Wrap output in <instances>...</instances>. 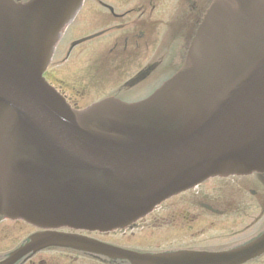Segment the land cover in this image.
Returning <instances> with one entry per match:
<instances>
[{
	"label": "water",
	"instance_id": "obj_1",
	"mask_svg": "<svg viewBox=\"0 0 264 264\" xmlns=\"http://www.w3.org/2000/svg\"><path fill=\"white\" fill-rule=\"evenodd\" d=\"M81 1L0 0V216L106 230L208 177L264 173V0H214L147 100L76 112L42 74Z\"/></svg>",
	"mask_w": 264,
	"mask_h": 264
},
{
	"label": "flooded vegetation",
	"instance_id": "obj_2",
	"mask_svg": "<svg viewBox=\"0 0 264 264\" xmlns=\"http://www.w3.org/2000/svg\"><path fill=\"white\" fill-rule=\"evenodd\" d=\"M207 6L208 0H85L74 20V39L61 42L55 55L64 54L59 73L66 78L56 81L52 72L48 77L73 107L81 108L91 96L144 99L177 70ZM83 38L69 51L72 41ZM13 224L10 231L8 225L0 226L6 238L20 240L13 249L38 232L22 222ZM263 233L264 178L254 176L210 180L161 203L129 229L81 235L137 253H183L196 264H264V253L240 252ZM129 244L134 246L127 248ZM13 249L0 253V261ZM241 256L245 260L234 263ZM16 264L128 263L97 250H46L29 253Z\"/></svg>",
	"mask_w": 264,
	"mask_h": 264
},
{
	"label": "rangeland",
	"instance_id": "obj_3",
	"mask_svg": "<svg viewBox=\"0 0 264 264\" xmlns=\"http://www.w3.org/2000/svg\"><path fill=\"white\" fill-rule=\"evenodd\" d=\"M54 65V67H53V71H55L54 72V74H55V76H56V79L57 80H60V79H62L63 77L64 78H66V74L65 73H59V69L61 68V66L59 65V63H56V62H54L53 64H52V66ZM66 84H68V86H70L69 85V83H67V81H66ZM88 87H90V86H88ZM104 96V95H103ZM101 97H97V98H94V96H91V97H89L88 99H87V101L88 102H86V103H81V104H79L81 107H83L84 108V106H86L85 104H91V103H93V102H95V101H98L99 99H100ZM81 101V100H80ZM6 225H8L9 227H5V229H6V231H10V230H12L13 229V226H15L16 227V225L15 224H13V223H9V224H6V223H2V224H0V226H1V229H2V227L3 226H6ZM25 231V230H24ZM4 233V231L3 232H0V253H2L3 251H5V250H9V249H13L12 247L16 244V245H18L17 243L20 241V240H17V241H14L13 242V240L14 239H8V238H6L8 235H6V234H3ZM26 233V232H25ZM16 234V233H15ZM20 234H18L17 236H15L16 238H19V239H21L22 237H21V235L19 236ZM5 236V237H4ZM94 237H96V236H94ZM9 238H11V237H9ZM96 238H98V237H96ZM99 238H102V237H99ZM6 239H8V240H11V241H6ZM101 240V239H100ZM13 242V243H12ZM134 245L132 244H129L128 245V247L127 248H132ZM14 248H16V247H14Z\"/></svg>",
	"mask_w": 264,
	"mask_h": 264
},
{
	"label": "bare ground",
	"instance_id": "obj_4",
	"mask_svg": "<svg viewBox=\"0 0 264 264\" xmlns=\"http://www.w3.org/2000/svg\"><path fill=\"white\" fill-rule=\"evenodd\" d=\"M13 2L16 3L14 0H13ZM44 230H45V231H49V229H44ZM35 238H37V237H35Z\"/></svg>",
	"mask_w": 264,
	"mask_h": 264
}]
</instances>
